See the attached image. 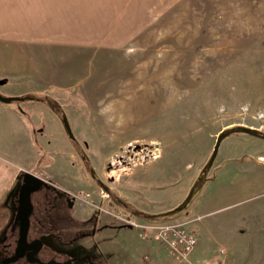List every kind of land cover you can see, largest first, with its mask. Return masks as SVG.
<instances>
[{
    "label": "rangeland",
    "instance_id": "obj_1",
    "mask_svg": "<svg viewBox=\"0 0 264 264\" xmlns=\"http://www.w3.org/2000/svg\"><path fill=\"white\" fill-rule=\"evenodd\" d=\"M21 1L16 15L30 10L33 28L59 22L64 37L74 40L52 49L29 44L33 52L57 55L55 79L31 92L57 99L71 127L72 139L64 127V135L48 132L59 136V155L69 145L73 150L72 159L59 157V179L67 178L62 168L72 160L76 189L91 195L78 192L88 211L63 202L48 217L61 229L58 240L51 230L42 233L47 249L59 259L90 252L111 264L96 228L107 224V212H125L118 204L125 198L117 195L131 184L129 193L158 206L181 202L190 189V201L196 197L189 214L197 219L188 228L197 246L187 262L174 264H200L214 256L207 246L216 241L230 246L233 264H264V139L238 128L264 134V0ZM221 130L227 136L202 171ZM242 152L249 157L234 160ZM219 164L221 173L203 184ZM33 171L48 183L44 172ZM19 180L11 199L0 200L1 243L12 240L4 233L17 222ZM54 189L78 201L75 187ZM188 204L175 215L186 218Z\"/></svg>",
    "mask_w": 264,
    "mask_h": 264
},
{
    "label": "crops",
    "instance_id": "obj_2",
    "mask_svg": "<svg viewBox=\"0 0 264 264\" xmlns=\"http://www.w3.org/2000/svg\"><path fill=\"white\" fill-rule=\"evenodd\" d=\"M19 1L0 0V79L4 80L0 84H2L1 87L8 86L5 89L0 88V93L6 96L37 94L31 92V90L41 91L44 89L45 84L55 79L57 71L52 65V59L57 55L49 53L46 49L33 52L29 48L30 43L42 42L45 47L52 49L56 47L54 42L74 41L64 37V33L59 30V22H54L50 26L48 23L46 26L40 24L39 28H33L31 19L35 14L30 13V10L24 12V14L16 15L15 11L17 5H20L18 4ZM22 1L29 2V0ZM25 6L28 5H23V8ZM19 7L21 8L22 5ZM29 7L30 5L27 8ZM13 101L9 103L0 101V200L6 202L11 197L9 195H12V190L17 183L20 172L38 170L44 172V175L54 185L59 186V183H61L65 187H75L73 193H75L78 201L74 204L77 203L80 206V212L88 211L89 206L83 202L85 198L78 194L83 189H76L78 182H80L79 177H76L77 174L74 175V172L70 171V168L77 166V163L73 164L71 160L73 158L72 153H70L73 151L72 147L69 145L68 150H63L59 155V136L55 138L48 137L49 131L54 132L55 135L58 133L59 135L65 134L58 113L40 100L22 99ZM4 138L8 140H3ZM9 139H12V142ZM26 140L28 141L26 142ZM28 144L32 145L31 152L25 149ZM237 144L246 146L248 142ZM65 153H67V160L71 157V161L68 162L69 165L66 169L62 168L67 178L59 179V157L61 156L60 159L63 162ZM241 156L244 158L249 157V153H237L234 160H239ZM3 157H7V159ZM132 169L133 166L127 171L125 177ZM221 171L222 165L219 164L214 174L207 178L203 184L214 181ZM144 175H147V173L145 172ZM127 187L129 188L128 191H122L121 194L123 195H117L125 198V209L122 210L126 212L165 213L179 207L185 200L172 205L158 206L148 200H142L140 196L132 192L129 193V190L133 188L131 184H127ZM83 191L87 193V197L91 196L90 191ZM194 199L185 208L188 212L186 218L189 217L188 219H191L192 222L193 219H197V217H192L189 214ZM115 203L118 208L117 201ZM93 207H96V205H93ZM104 218L107 226L96 232L95 238L98 239L101 249L109 258L111 264H174L165 246L161 243L140 239L135 231H133L134 236L130 228L115 224L114 217L111 214L106 215ZM199 241L198 237V243ZM229 247L227 243L222 241H216L209 247L207 246L208 249L215 250L214 256L211 257H216L218 263L226 259L233 264V261L227 255ZM261 248L264 250V245ZM138 255H142V259L137 260Z\"/></svg>",
    "mask_w": 264,
    "mask_h": 264
},
{
    "label": "flooded vegetation",
    "instance_id": "obj_3",
    "mask_svg": "<svg viewBox=\"0 0 264 264\" xmlns=\"http://www.w3.org/2000/svg\"><path fill=\"white\" fill-rule=\"evenodd\" d=\"M19 177L20 185L22 178L21 176ZM39 177L43 179L41 175ZM47 182V184H41V186L36 191H33L30 194V203L32 208L29 213V225L26 236L27 247L24 249L23 255L17 257L16 259H11L16 254L19 230V224L17 221L16 223L13 222L9 227V231L4 233V237L9 236L10 240L12 239V242L9 240L6 243L0 242V264H61V262H65L70 259H72L70 263L65 264H73L75 261H82L84 264H106L104 259H94L92 253L90 252H85L77 256H71L66 259H59L57 256L53 255L50 249H47V247L50 245L47 244L46 241L41 237L42 233L49 232V230H51L58 240L61 229L59 225L50 224L51 221L48 220V217L49 219H52V214L55 212V209L63 202L67 203L70 207L74 203V201L71 200L72 196H68L69 194L67 195V193H65L63 190L59 189L58 191L57 189H54V186L56 185H54L51 180ZM105 189L107 188L105 187ZM15 201V207H17V195L15 196ZM118 204L122 209H125V202L122 199H120V201L118 200ZM107 213L111 215L113 214L112 212ZM43 225L47 227L44 231H42L44 229L42 228ZM106 226L107 225L102 224L96 229L100 231ZM85 255H88L89 258H78Z\"/></svg>",
    "mask_w": 264,
    "mask_h": 264
},
{
    "label": "built area",
    "instance_id": "obj_4",
    "mask_svg": "<svg viewBox=\"0 0 264 264\" xmlns=\"http://www.w3.org/2000/svg\"><path fill=\"white\" fill-rule=\"evenodd\" d=\"M119 220L136 230L143 240L159 242L165 246L174 262L187 261L197 245V236L188 228L190 220L170 215L160 219H144L121 214ZM200 264H218L217 258H203Z\"/></svg>",
    "mask_w": 264,
    "mask_h": 264
},
{
    "label": "water",
    "instance_id": "obj_5",
    "mask_svg": "<svg viewBox=\"0 0 264 264\" xmlns=\"http://www.w3.org/2000/svg\"><path fill=\"white\" fill-rule=\"evenodd\" d=\"M22 99H23L22 96H6V95H3L0 93V101H2L4 103H9L13 100H22ZM61 121H62V124H63V127L65 129L67 136L69 138H73L71 127H70L65 115H62ZM238 128L241 131H251L252 133H255V135L260 136L261 138L264 139V134L259 133L254 128H249V127H245V126H238ZM229 129H232V127ZM227 132H228L227 130H221L217 134L215 142H214L213 147H212V151L210 153V156H209L205 166L203 167L202 171H204L206 168H209L213 164L214 159L217 155L220 143L227 136ZM21 177H22V181H21V184L19 186L18 193H17V207H16V215H15V217L18 221V224H19L18 240H17L16 254L11 259H16L17 257L23 255V251L27 247L26 236H27L28 225H29V213H30L31 208H32L31 203H30V194L33 191H36L41 186V184H46V182L44 180H42L39 176L35 175L31 171H23L21 173ZM190 192H191V190H190ZM190 192H189V194H190ZM189 194H188V196H189ZM184 206L185 205H183V203H182L179 207L173 209L170 212L174 213V212L178 211L179 209H181V207H184ZM75 258H77V257H75ZM78 258H81V259L82 258H89V256L85 255L82 257H78ZM71 260L72 259L65 261V262H61V264L70 263Z\"/></svg>",
    "mask_w": 264,
    "mask_h": 264
},
{
    "label": "trees",
    "instance_id": "obj_6",
    "mask_svg": "<svg viewBox=\"0 0 264 264\" xmlns=\"http://www.w3.org/2000/svg\"><path fill=\"white\" fill-rule=\"evenodd\" d=\"M0 82H4L3 79H0ZM23 99H35V100H40L43 101L44 103H46L51 109H53L55 112L58 113L59 115V105L57 104V102L55 101V99H53L52 97L46 96V95H37V94H30V95H26V96H22ZM60 115H62L61 111H60ZM99 183V182H98ZM192 192V191H191ZM191 192L189 194V196H187V198L185 199V201L183 202V205H186L188 202H190V195ZM133 213H136L138 215H141L143 217H148V218H158L161 215L159 214H145V213H141L139 211H132Z\"/></svg>",
    "mask_w": 264,
    "mask_h": 264
}]
</instances>
